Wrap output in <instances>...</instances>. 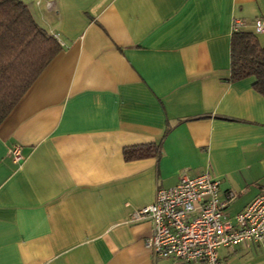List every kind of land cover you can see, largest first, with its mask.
I'll return each mask as SVG.
<instances>
[{"label": "crops", "instance_id": "1", "mask_svg": "<svg viewBox=\"0 0 264 264\" xmlns=\"http://www.w3.org/2000/svg\"><path fill=\"white\" fill-rule=\"evenodd\" d=\"M22 1L62 48L0 123V264H208L154 256L128 217L182 174L217 177L229 218L264 194V96L228 80L233 21L264 45V0Z\"/></svg>", "mask_w": 264, "mask_h": 264}, {"label": "built area", "instance_id": "2", "mask_svg": "<svg viewBox=\"0 0 264 264\" xmlns=\"http://www.w3.org/2000/svg\"><path fill=\"white\" fill-rule=\"evenodd\" d=\"M242 23L235 19L232 31L242 27ZM253 25L256 33L264 32L261 18H256ZM10 153L14 162H20L18 145ZM219 183L207 172L196 176L182 174L175 185L157 188L153 202L133 209L128 220L151 222V233L144 245L156 257L222 264L218 255L221 247L253 242L264 250V194L256 195L229 218L225 208L234 195L221 192Z\"/></svg>", "mask_w": 264, "mask_h": 264}, {"label": "trees", "instance_id": "3", "mask_svg": "<svg viewBox=\"0 0 264 264\" xmlns=\"http://www.w3.org/2000/svg\"><path fill=\"white\" fill-rule=\"evenodd\" d=\"M61 48L22 0H0V123ZM246 77L264 96V45L254 32L239 28L232 31L228 80ZM158 153L159 145L153 143L125 149L123 156L131 160Z\"/></svg>", "mask_w": 264, "mask_h": 264}, {"label": "bare ground", "instance_id": "4", "mask_svg": "<svg viewBox=\"0 0 264 264\" xmlns=\"http://www.w3.org/2000/svg\"><path fill=\"white\" fill-rule=\"evenodd\" d=\"M241 28V27H240Z\"/></svg>", "mask_w": 264, "mask_h": 264}]
</instances>
